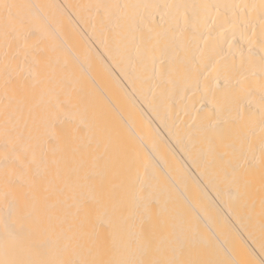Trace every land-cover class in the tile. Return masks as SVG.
Returning <instances> with one entry per match:
<instances>
[{
  "label": "bare ground",
  "instance_id": "obj_1",
  "mask_svg": "<svg viewBox=\"0 0 264 264\" xmlns=\"http://www.w3.org/2000/svg\"><path fill=\"white\" fill-rule=\"evenodd\" d=\"M0 264H264V0H0Z\"/></svg>",
  "mask_w": 264,
  "mask_h": 264
}]
</instances>
